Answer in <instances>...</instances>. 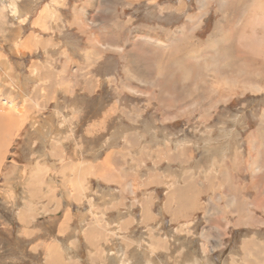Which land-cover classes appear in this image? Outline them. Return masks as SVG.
I'll use <instances>...</instances> for the list:
<instances>
[{
	"label": "rangeland",
	"instance_id": "obj_1",
	"mask_svg": "<svg viewBox=\"0 0 264 264\" xmlns=\"http://www.w3.org/2000/svg\"><path fill=\"white\" fill-rule=\"evenodd\" d=\"M230 4L0 0V113L26 125L0 172V264H264V70L229 56ZM81 181L100 206L133 207L123 239L106 233L115 250L78 216ZM65 209L85 223L62 229Z\"/></svg>",
	"mask_w": 264,
	"mask_h": 264
},
{
	"label": "crops",
	"instance_id": "obj_2",
	"mask_svg": "<svg viewBox=\"0 0 264 264\" xmlns=\"http://www.w3.org/2000/svg\"><path fill=\"white\" fill-rule=\"evenodd\" d=\"M102 1L104 2V1H107V0H102ZM104 10L105 9L100 10V11H104ZM98 21H99V23H96V24L99 25L100 27L102 26L101 29H100L101 32L109 31L108 28H105L108 25V22L106 20H102V19L99 18ZM122 28H123V26H122ZM122 28H120L119 31H121ZM119 31L114 29L111 32H119ZM118 35H121V34H118ZM98 48H99V46L95 45L93 47V49H92V50H94L93 52H95V54H97V53L101 54V56H100L101 60L105 59L104 57H107L104 54L105 52L104 53H99V52L95 51ZM111 52L115 53L114 51H111ZM95 54H93V56ZM115 54H117L116 58L112 57V59L114 60V58H115L117 60V68L116 69L118 70V66H120L122 64V62H124V61H123V57L121 56V54H119V53H115ZM82 58H85V57H82ZM85 59L89 60L88 58H85ZM95 60H97V59H95ZM101 60H97V62L98 61L100 62ZM70 62H72V61H70ZM78 64H80V62ZM99 76L105 77V75H100V74H99ZM127 79L129 80V78H127ZM21 116H22V119H20ZM24 118H25V115L22 114V113H15V112L11 113V114H8L6 112L0 113V172H1V168L3 167L4 163L7 161L6 158H7V155H8V150L10 149L11 145L16 140V138H18V135L22 132V128H24L26 126ZM43 126L44 127L46 126L45 128L49 127L48 124H45ZM51 127L53 128V126H51ZM110 155L111 154H108V156H110ZM108 161H109V158H106L105 163H107ZM98 165H93L90 168V176H91L90 179L96 180V178H98L100 176L99 174L95 173V168H98ZM74 170H75V168H74ZM81 171H82V168H81ZM95 174L98 177H94ZM77 176H79V175L77 174ZM81 179H82V177H81ZM119 179H120V176L118 178V181H119ZM104 181L105 180L103 178V182ZM108 184L109 185L119 186L121 191H124V192L128 191V190H125L124 186H122V184H120L117 181L108 182ZM35 185L38 186V183H35ZM79 185H81V186L80 187L78 186L79 189L74 193L75 195H74V198H73V204L75 202L76 206H78L77 207V209L79 211L78 212V216H80V214L83 215V216H86V215L90 214V217H94V219H95L94 220L95 221V225H96V223L97 224L99 223V225H98L99 226V229H98L99 233L97 234L98 239H97V242H96L97 243V247H96L97 249L103 248L102 246H104V245L105 246L106 245H108V246L111 245V246H109L110 249H114L115 247L112 245L111 242H108V241L105 242V239L109 240V239H107V234L106 233H109V230H112L111 237H113L115 240L123 239L124 235H122L121 231L119 232L120 229L121 230L123 229L122 228V224L124 225V222L121 219V216H122V213H124L125 210L127 212L128 208L131 209L133 207L127 205L128 203H126L125 201L121 202L119 207H117V205L114 206V205H110V204H108L109 206H111L110 208L109 207H102V206H100V202L96 203V198H94V197H92L90 195V191H89V189L86 188V186H85L83 181H81V183ZM56 186L57 185L54 186L55 189H56ZM58 189L59 188H57V190ZM30 195H31V193H30ZM120 196H123V195H120ZM123 200H125V199H123ZM86 204H88V205H86ZM30 205L31 206H30L29 209H27V208H23L22 209L21 208L19 210V213H22V215L26 217V220H31V218H32L31 214L34 213L38 209L36 207L37 209L35 210V206H33L32 203ZM105 205H107V204H105ZM92 207H94L95 209L92 208ZM95 211H96V213H95ZM109 211H114V212H109ZM75 214L70 209H65L63 218L60 220L58 225L62 229L65 228L66 224H69L71 222L69 220L70 219H74ZM127 214L129 216H131L130 213H127ZM109 216H111V217H109ZM74 221H78V223L81 226L85 223L84 218H82L81 222H80V220L78 218L74 219L72 222H74ZM104 221H108V223H110V225H108L110 227L109 229H105L103 227ZM28 223H29V221H27V224ZM131 223L132 222L130 221L129 224H131ZM27 230H29L28 227H27ZM29 231H27V232H29ZM103 237H104V239H103ZM115 237H117V238H115Z\"/></svg>",
	"mask_w": 264,
	"mask_h": 264
},
{
	"label": "bare ground",
	"instance_id": "obj_3",
	"mask_svg": "<svg viewBox=\"0 0 264 264\" xmlns=\"http://www.w3.org/2000/svg\"><path fill=\"white\" fill-rule=\"evenodd\" d=\"M244 4V0H231L230 6L232 8L231 16L233 20L230 22V29L231 32L236 29V33L241 37L232 38L227 51L229 56H231V50L237 47L236 51L240 53L244 52L243 55L240 54L241 58L239 59L243 58L245 66L249 64L258 65L264 70V0H256L253 7L244 6ZM187 18L191 21L192 15H188ZM214 33H223L221 22L217 24V30ZM235 42L240 43L239 47L234 45ZM203 44L205 43L198 41V39L196 40L195 36L192 35H186L181 40V46L184 48L183 51L187 52L185 54L194 57L203 52V48L201 47ZM252 51L254 52L251 54ZM259 77L260 75L254 74L252 78L257 80Z\"/></svg>",
	"mask_w": 264,
	"mask_h": 264
}]
</instances>
